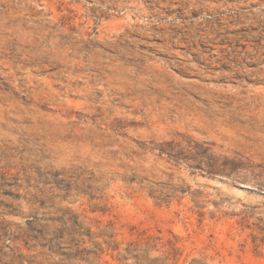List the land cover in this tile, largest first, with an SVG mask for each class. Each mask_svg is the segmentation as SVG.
I'll return each mask as SVG.
<instances>
[{
  "label": "rangeland",
  "instance_id": "1",
  "mask_svg": "<svg viewBox=\"0 0 264 264\" xmlns=\"http://www.w3.org/2000/svg\"><path fill=\"white\" fill-rule=\"evenodd\" d=\"M0 264H264V0H0Z\"/></svg>",
  "mask_w": 264,
  "mask_h": 264
},
{
  "label": "trees",
  "instance_id": "2",
  "mask_svg": "<svg viewBox=\"0 0 264 264\" xmlns=\"http://www.w3.org/2000/svg\"><path fill=\"white\" fill-rule=\"evenodd\" d=\"M160 151L168 154L170 159H173L175 161L187 159V156L184 155L183 151L176 150L172 145L164 146L160 148ZM207 166L211 170L210 172L227 175H232L236 171L238 172L241 170L243 171L250 169L248 163L244 162L243 159L228 157L220 158L218 161L216 160L214 162L210 161L209 163H207Z\"/></svg>",
  "mask_w": 264,
  "mask_h": 264
}]
</instances>
